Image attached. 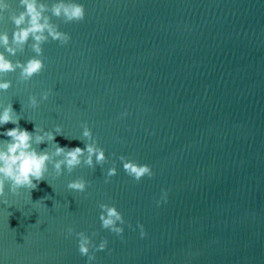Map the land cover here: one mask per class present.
I'll return each mask as SVG.
<instances>
[{"label":"water","instance_id":"95a60500","mask_svg":"<svg viewBox=\"0 0 264 264\" xmlns=\"http://www.w3.org/2000/svg\"><path fill=\"white\" fill-rule=\"evenodd\" d=\"M78 2L83 21L53 17L71 39L42 45L41 73L27 84L19 70L3 76L12 86L0 90V109L11 103L29 131L59 125L55 142L68 147H85L86 121L108 162L60 176L49 165L34 190L6 185L0 264H86L68 226L108 240L92 264H264V0ZM13 27L0 22V32ZM32 55L26 46L10 58ZM45 90L32 108L29 95ZM121 155L154 175L135 181ZM112 161L117 174L105 182ZM78 177L85 192L67 188ZM101 202L123 214V238L101 227Z\"/></svg>","mask_w":264,"mask_h":264},{"label":"clouds","instance_id":"9594fccd","mask_svg":"<svg viewBox=\"0 0 264 264\" xmlns=\"http://www.w3.org/2000/svg\"><path fill=\"white\" fill-rule=\"evenodd\" d=\"M18 9H12L9 0H0V22L10 20L14 25L11 35L8 31L0 32V48L3 49L0 51V90L3 91H7L12 86L11 80L3 78L7 73L19 70V82L27 84L35 75L43 71L45 63L42 58V45L44 43L51 39L65 45L70 41V34L62 31L59 24L53 22V17L64 23H72L83 21L86 15L85 6L78 0H54L51 4L45 0H18ZM26 46L30 47L34 55L26 61L10 58L23 53ZM48 97V90L40 94V100L35 94H31L28 97L29 104L32 108H36ZM127 115V110L120 114L121 117ZM21 118L14 111L11 103L0 109V126L8 123L16 125L0 133L10 138L0 146V197L4 198V204L9 203L6 197V185L8 191L13 194L21 188L37 189L38 184L44 180L49 165L52 166L56 176H60L65 171L72 173L81 165L94 168L108 162L105 149L99 145L98 138L93 135L86 121L82 123V134L79 138L85 143V147L81 148L61 146L55 142V136L61 135L62 132L59 125L54 130H45L35 124L34 131H29L19 126ZM49 142L53 144L52 150H48V147L38 150L39 145ZM119 160L126 174L137 182L145 176L154 175L151 165L147 163H140L124 155L119 156ZM116 174V163L112 161V166L107 169L105 182H108L107 178ZM88 184L89 181L78 177L69 180L67 188L76 192H85ZM161 199L166 202L167 190H162ZM160 203L161 201L158 200L157 205ZM99 208L101 209L99 213L101 227L123 238V225L126 221L116 205L101 202ZM137 227L140 229L141 238L147 235L142 223L137 222ZM66 232L67 235L75 234L78 238V251L82 256L87 257L86 264H92L96 259V251L107 248L106 238H102L98 244L93 240L92 236L97 233L89 235L84 231L77 232L72 226H68Z\"/></svg>","mask_w":264,"mask_h":264}]
</instances>
